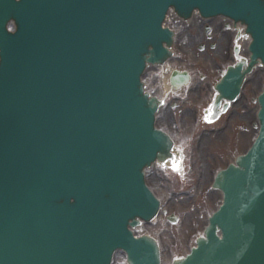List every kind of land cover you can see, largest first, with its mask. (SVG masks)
Here are the masks:
<instances>
[{"label":"water","instance_id":"obj_1","mask_svg":"<svg viewBox=\"0 0 264 264\" xmlns=\"http://www.w3.org/2000/svg\"><path fill=\"white\" fill-rule=\"evenodd\" d=\"M170 5L248 22L258 56L264 0H0V264H109L116 247L158 264L127 224L155 214L141 169L170 148L139 83L166 56ZM261 106L251 149L215 178L205 238L177 264H264V93Z\"/></svg>","mask_w":264,"mask_h":264},{"label":"flooded vegetation","instance_id":"obj_2","mask_svg":"<svg viewBox=\"0 0 264 264\" xmlns=\"http://www.w3.org/2000/svg\"><path fill=\"white\" fill-rule=\"evenodd\" d=\"M211 20H199L195 15L188 20L171 21L169 27L174 35L171 55L163 63L150 66L144 76L147 90L157 97L162 94L156 124L171 135L178 150L183 149L182 171L197 172L195 179L200 178L201 184L217 163L229 157L237 146L238 136L244 140L241 146L246 144L248 137H244V130L252 122V102L264 86V68L258 66L243 75L237 98L227 104L221 100L226 104L224 111L221 109L224 104H219L217 112L213 111L216 88L226 70L245 63L249 36L235 22L221 17ZM221 113H225L221 121L245 126L240 127L238 135L232 130L233 138L227 141L220 134L219 120L216 121ZM214 141L219 144L214 146ZM149 179L158 184L163 182L160 185L163 188L168 186L166 178L154 171ZM212 197L213 194L207 195Z\"/></svg>","mask_w":264,"mask_h":264},{"label":"rangeland","instance_id":"obj_3","mask_svg":"<svg viewBox=\"0 0 264 264\" xmlns=\"http://www.w3.org/2000/svg\"><path fill=\"white\" fill-rule=\"evenodd\" d=\"M252 109H254V104H252ZM237 128L239 129L238 125ZM253 131L252 125L251 128H246L244 130V137L251 135V132L253 134ZM236 134L238 135L239 132ZM243 141V138L240 136L237 137V146L235 147L236 149L233 148L231 151L232 154H234L237 148L241 146ZM186 174L187 173H184V177ZM170 178H173V180L176 181L173 176H170ZM183 187L185 186L177 185V187L171 188V192H174L172 195L174 196V202L169 199L172 193L166 194V190H161L157 187L154 188L156 190V194L161 200V208L166 210V215L170 213L175 214L178 218L176 223H169L165 219V215L160 213L152 222L147 224L141 223L140 226L135 229L136 233H146L147 235H152V237L158 241L161 251L162 264H169L172 259L185 254L194 244L195 238L197 235H200L201 229L206 223L205 218L200 219L194 215L195 213L191 211L189 204H180L179 200L184 197V195L180 194L184 189ZM186 188L187 187H185V189ZM188 190L193 191V198L195 201L200 199L196 198L199 188L192 189V187H189ZM215 197L216 199L213 203H208L204 206L207 211L209 210L208 212L215 209L219 204L220 194L217 191H215Z\"/></svg>","mask_w":264,"mask_h":264},{"label":"bare ground","instance_id":"obj_4","mask_svg":"<svg viewBox=\"0 0 264 264\" xmlns=\"http://www.w3.org/2000/svg\"><path fill=\"white\" fill-rule=\"evenodd\" d=\"M218 19H219V17H215V18H212L211 21L218 20Z\"/></svg>","mask_w":264,"mask_h":264}]
</instances>
